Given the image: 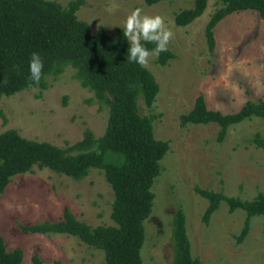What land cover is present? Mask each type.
I'll return each instance as SVG.
<instances>
[{
	"label": "rangeland",
	"instance_id": "374dc122",
	"mask_svg": "<svg viewBox=\"0 0 264 264\" xmlns=\"http://www.w3.org/2000/svg\"><path fill=\"white\" fill-rule=\"evenodd\" d=\"M56 1L66 5L70 0ZM191 6L193 0L151 5L143 0H84L76 12L89 23L91 32L102 25L114 37L125 17L140 8L143 14L160 15L173 34L168 47L175 57L160 65L150 55L144 65L159 83L151 109L139 99L140 112L155 115L154 136L169 142L151 186L154 198L144 220L142 262L171 264V219L180 207L191 254L200 264H264V214L251 217L247 235L238 241L244 210L230 212L221 202L205 223L202 214L207 200L194 189L198 185L243 199L264 194V149L250 142L256 132L264 135V120L253 117L231 125L218 141L216 123L181 125L179 119L199 94L208 108L223 113L237 111L247 100L264 99V19L250 9L225 16L214 28L215 48L210 54L204 30L217 4L209 0L201 15L177 25L175 12ZM73 73L67 66L56 76H46L45 88L32 85L0 96V133L14 128L24 137L61 147L81 139L85 129L100 136L108 111ZM112 200L103 169L91 168L84 177L74 179L35 166L14 175L0 196V235L7 249L21 248L24 264H32L33 254L43 264H107L102 250L75 236L32 233L21 226L58 220L65 208L88 225H111Z\"/></svg>",
	"mask_w": 264,
	"mask_h": 264
},
{
	"label": "trees",
	"instance_id": "16d2710c",
	"mask_svg": "<svg viewBox=\"0 0 264 264\" xmlns=\"http://www.w3.org/2000/svg\"><path fill=\"white\" fill-rule=\"evenodd\" d=\"M151 5L162 0H143ZM209 0H193V6L174 14L177 25H186L201 15ZM217 6L204 30L207 49L214 52V28L225 16L243 10L256 11L264 19V0H214ZM84 0H70L62 5L56 0H0V96L12 95L32 85L48 86L46 76H56L67 66L81 86L93 93L100 106L108 111L104 132L96 137L85 129L81 139L65 147L48 141L22 136L16 129L0 133V196L14 175L29 172L36 166L49 168L74 179L84 177L91 168L103 169L113 191L110 216L114 224L88 225L65 208L55 221L22 225L32 233H67L87 245L104 252L107 264H143L141 247L145 239L144 220L151 213L154 193L151 189L160 173V160L169 149L167 140L154 136V114H142L139 99L151 109L159 91L154 74L145 66L129 63V46L123 27L109 35L102 25L95 32L76 12ZM143 43V41H142ZM149 49L153 44H145ZM39 52L44 62L39 84L28 79V61L32 52ZM175 54L167 51L155 61L165 65ZM258 117L264 120V99L247 100L234 112L223 113L207 107L199 94L192 108L179 116L181 125L216 123L217 140L227 129L243 120ZM250 142L264 149V135L256 132ZM207 200L202 221L225 202L228 211L245 212L243 226L236 236L242 241L253 215L264 214V194L251 199L229 196L222 191L194 187ZM171 264H200L191 254L185 226V214L179 207L172 215L169 236ZM32 264H43L33 254ZM0 264H24L19 247L7 249L0 235Z\"/></svg>",
	"mask_w": 264,
	"mask_h": 264
},
{
	"label": "clouds",
	"instance_id": "9594fccd",
	"mask_svg": "<svg viewBox=\"0 0 264 264\" xmlns=\"http://www.w3.org/2000/svg\"><path fill=\"white\" fill-rule=\"evenodd\" d=\"M123 36L129 46L126 59L129 63L144 66L150 55L159 56L167 51L172 32L160 15L143 14L140 8L133 9L123 20ZM143 41V43H142ZM153 44L149 49L145 44ZM44 62L39 52H32L28 61V79L39 84L42 77Z\"/></svg>",
	"mask_w": 264,
	"mask_h": 264
}]
</instances>
